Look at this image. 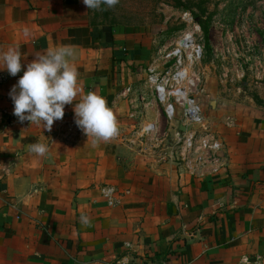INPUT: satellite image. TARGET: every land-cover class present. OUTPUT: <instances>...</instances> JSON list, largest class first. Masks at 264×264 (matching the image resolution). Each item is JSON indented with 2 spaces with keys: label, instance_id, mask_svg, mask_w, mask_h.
Instances as JSON below:
<instances>
[{
  "label": "crops",
  "instance_id": "0c3cea01",
  "mask_svg": "<svg viewBox=\"0 0 264 264\" xmlns=\"http://www.w3.org/2000/svg\"><path fill=\"white\" fill-rule=\"evenodd\" d=\"M129 34L92 25L83 0H0V54L15 47L23 65L15 77L0 70L8 76L0 84V264H125V258L126 264H244L245 257L256 264L264 258V110L245 108L241 116L240 107H218L221 121L213 130L222 149L196 175L171 160L109 175L102 163L118 156L132 163L128 151L114 150L115 140L94 145L75 124L74 105L91 91L106 98L121 125H132L124 118L135 101L129 88L144 78L132 71L147 63L151 49ZM62 45L75 47L71 63L82 92L51 132L20 123L9 93L36 55ZM37 142L49 146L45 157L28 152ZM114 177L125 180L109 183L115 187L106 194L100 184L111 180L99 179Z\"/></svg>",
  "mask_w": 264,
  "mask_h": 264
},
{
  "label": "rangeland",
  "instance_id": "374dc122",
  "mask_svg": "<svg viewBox=\"0 0 264 264\" xmlns=\"http://www.w3.org/2000/svg\"><path fill=\"white\" fill-rule=\"evenodd\" d=\"M179 1L184 6H177L172 0H120L114 9L88 10L92 25L127 30L129 35L139 38L151 49L147 63L139 64L132 71L144 76L140 85L129 88L135 101L129 100L133 107L124 118L133 123H119L120 134L114 139L120 141H114V150L120 147L123 154L128 151L125 156L133 162L118 156L119 160L114 157L102 163L109 175L120 174L117 168L133 169L134 164L147 168L171 160L173 165L180 167L171 152L173 138L180 132L182 120L179 115L172 121L166 119L148 77L151 67H156L158 73L167 68L162 56L185 34L191 35L203 49L200 63L194 69L199 79L198 94L194 99L201 107L208 133L216 137L213 125L221 121V115L216 114L218 107H240L241 116L248 111L245 108L264 110V0ZM146 93L148 97H145ZM226 116L230 115H222ZM149 124L155 126L152 134L144 133ZM74 130L80 132L77 127ZM133 176L137 175L134 173ZM100 180H111L100 184L111 190L115 186L109 183L125 179Z\"/></svg>",
  "mask_w": 264,
  "mask_h": 264
},
{
  "label": "clouds",
  "instance_id": "9594fccd",
  "mask_svg": "<svg viewBox=\"0 0 264 264\" xmlns=\"http://www.w3.org/2000/svg\"><path fill=\"white\" fill-rule=\"evenodd\" d=\"M120 0H83L87 9L94 11L114 9ZM102 5L105 6L102 8ZM76 58L75 47L62 45L38 54L27 64L26 71L9 93L14 103V115L20 123L25 121L52 131L55 121L62 120L65 106L74 105L82 92L79 72L71 63ZM0 70H6L15 77L22 71V57L15 47H9L0 54ZM75 124L93 144L108 143L120 134L119 122L113 108L108 106L106 98L95 92L83 95L74 105ZM29 153L45 157L49 146L34 143L27 146ZM81 223L89 224L87 216H81ZM264 259L257 256L256 264ZM127 258H125L126 264ZM244 264H248L247 257Z\"/></svg>",
  "mask_w": 264,
  "mask_h": 264
},
{
  "label": "built area",
  "instance_id": "2783aa9c",
  "mask_svg": "<svg viewBox=\"0 0 264 264\" xmlns=\"http://www.w3.org/2000/svg\"><path fill=\"white\" fill-rule=\"evenodd\" d=\"M202 52V47L194 38L185 34L172 50L162 56L167 68L158 73L156 67H151L148 77L166 119L172 121L179 115L182 120L180 127L183 131L175 134L171 154L175 155L180 167L191 175L202 170L222 149L216 137L208 133L201 107L194 99L199 83L194 69L200 63ZM7 78V75H0V84L6 82ZM154 131L153 124L144 128L146 134ZM110 192L108 189L106 194Z\"/></svg>",
  "mask_w": 264,
  "mask_h": 264
},
{
  "label": "trees",
  "instance_id": "16d2710c",
  "mask_svg": "<svg viewBox=\"0 0 264 264\" xmlns=\"http://www.w3.org/2000/svg\"><path fill=\"white\" fill-rule=\"evenodd\" d=\"M172 2H175V5H177V6H184V5H182L181 1H179V0H172ZM183 8L187 9L188 7H183Z\"/></svg>",
  "mask_w": 264,
  "mask_h": 264
}]
</instances>
